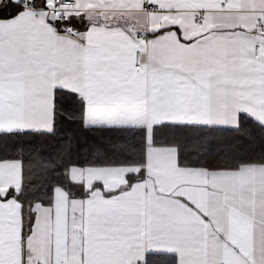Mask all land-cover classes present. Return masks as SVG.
I'll return each instance as SVG.
<instances>
[{
	"label": "snow or ice",
	"instance_id": "1",
	"mask_svg": "<svg viewBox=\"0 0 264 264\" xmlns=\"http://www.w3.org/2000/svg\"><path fill=\"white\" fill-rule=\"evenodd\" d=\"M0 264H264V0H0Z\"/></svg>",
	"mask_w": 264,
	"mask_h": 264
}]
</instances>
